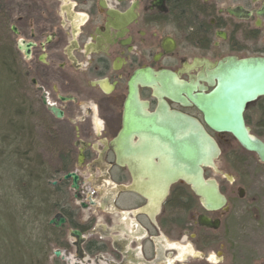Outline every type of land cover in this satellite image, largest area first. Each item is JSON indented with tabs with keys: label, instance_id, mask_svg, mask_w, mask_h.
<instances>
[{
	"label": "flooded vegetation",
	"instance_id": "af4514ba",
	"mask_svg": "<svg viewBox=\"0 0 264 264\" xmlns=\"http://www.w3.org/2000/svg\"><path fill=\"white\" fill-rule=\"evenodd\" d=\"M0 54L44 264H231L230 202L264 191V0H0ZM237 113L258 151L211 125Z\"/></svg>",
	"mask_w": 264,
	"mask_h": 264
},
{
	"label": "trees",
	"instance_id": "16d2710c",
	"mask_svg": "<svg viewBox=\"0 0 264 264\" xmlns=\"http://www.w3.org/2000/svg\"><path fill=\"white\" fill-rule=\"evenodd\" d=\"M189 6L192 0H179ZM1 55V54H0ZM0 66L2 60L0 57ZM4 83V92L0 94V112H5V117L0 115V167L9 170L13 185L12 198L24 201H6L0 211V222H6L7 228L11 229L6 233L3 226L0 234V249L4 247L1 239L9 238L8 246L4 247V253H0V264H44L48 250L51 246V239L48 232L51 226L48 224L50 214L54 210L52 201H48L43 195V189L35 188L37 174L32 149L33 142L24 139L20 134L17 123V108L10 103V91L7 89V80L2 70L0 84ZM5 123L3 124L2 120ZM9 119V121H8ZM23 183V185H22ZM4 201H0L2 204ZM5 207V208H4ZM9 254V255H8Z\"/></svg>",
	"mask_w": 264,
	"mask_h": 264
},
{
	"label": "rangeland",
	"instance_id": "374dc122",
	"mask_svg": "<svg viewBox=\"0 0 264 264\" xmlns=\"http://www.w3.org/2000/svg\"><path fill=\"white\" fill-rule=\"evenodd\" d=\"M2 70L0 66V79H2ZM3 87L4 83L2 82L0 84V94H2V91L4 92ZM4 114L0 112L3 117H5ZM2 122L5 123L4 119ZM10 176L9 170L4 169L3 166L0 167V201H4L2 204L0 203L1 212L3 206H7L6 201H20L17 197L12 198L15 194L13 191L15 181H12ZM246 191L244 198L237 196L236 192L233 201L230 202L232 206L230 217L232 230L229 237L228 251L231 255V264H264V191L261 189ZM3 226L6 227L5 231L8 233L9 228H7L4 221L0 222V234ZM8 240L10 239H1L4 247L8 246ZM4 247L0 249L2 254L4 253ZM207 257H216L212 249L207 250ZM201 262L204 263V261Z\"/></svg>",
	"mask_w": 264,
	"mask_h": 264
},
{
	"label": "water",
	"instance_id": "95a60500",
	"mask_svg": "<svg viewBox=\"0 0 264 264\" xmlns=\"http://www.w3.org/2000/svg\"><path fill=\"white\" fill-rule=\"evenodd\" d=\"M56 111V109H54ZM236 120H234L233 122H228V123H225V122H220V123H217V122H213L211 123V125L214 127V128H217V129H229L231 131L234 132V134L237 136L238 140L240 143L244 144V145H247L250 149H253V150H256L258 151L260 149V147L256 144V143H252L250 142L248 139H247V131L244 127V125L242 124V120H241V115L239 113L236 114ZM214 145H215V149L217 151V155L219 153V148L216 144V142H214ZM69 175H67L66 177H68ZM200 176H201V179L203 180V170L200 169ZM198 191H200V193L203 195L204 194V197H205V201H203V203L205 204V206L208 208V209H216V208H219V207H222L225 205L226 201H225V197L220 193L218 187L216 184H213L212 187H211V190L208 192H204V189L203 188H197ZM240 196H243V190H240ZM203 222H205L206 224H212V221L209 219V218H206V217H202L201 218ZM64 219L61 218V222L63 221ZM50 223H55V219H51L50 220ZM214 226H217L214 225ZM57 254H59V251H56Z\"/></svg>",
	"mask_w": 264,
	"mask_h": 264
}]
</instances>
